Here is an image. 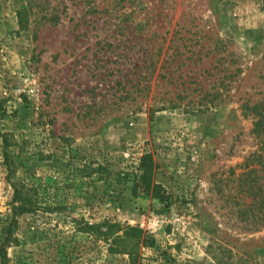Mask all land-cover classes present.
<instances>
[{
	"label": "rangeland",
	"instance_id": "1",
	"mask_svg": "<svg viewBox=\"0 0 264 264\" xmlns=\"http://www.w3.org/2000/svg\"><path fill=\"white\" fill-rule=\"evenodd\" d=\"M0 101V264H130L75 222L108 219L143 264H264V0H0Z\"/></svg>",
	"mask_w": 264,
	"mask_h": 264
},
{
	"label": "trees",
	"instance_id": "2",
	"mask_svg": "<svg viewBox=\"0 0 264 264\" xmlns=\"http://www.w3.org/2000/svg\"><path fill=\"white\" fill-rule=\"evenodd\" d=\"M3 104L0 101V119ZM252 113L256 119L253 132L257 137L264 134V105L255 106L251 108ZM6 144H7V140ZM7 159V156H6ZM8 168L10 166L8 165ZM159 165L155 159V154L151 151H146L140 158V164L137 173L133 175V191L135 195L143 193L161 201L167 200L166 192L162 184L157 182L156 175ZM240 168L244 169L242 174H250L257 171H264V140L258 149L250 154L248 158L241 164ZM246 170V171H245ZM10 168V175H11ZM13 174V173H12ZM25 191L29 189L23 188ZM262 189V187L260 188ZM23 190L16 186L14 194V202L22 201L20 204L14 205L13 211L16 214H24L32 209L30 201L23 203L22 198ZM261 208H264V199L258 201ZM246 213H254L255 208H251L253 203H244ZM255 207V206H254ZM13 216V217H14ZM12 217V220H13ZM264 220V211L262 215ZM78 231L95 237L96 239L104 242L110 254H125L129 258L130 264H143L144 250L146 248H153L156 245L155 238L149 234L147 230L139 225H130L128 223L122 224L118 221L104 220L99 223H91L86 221L75 220ZM11 227V226H10ZM11 239V235H7L4 247Z\"/></svg>",
	"mask_w": 264,
	"mask_h": 264
}]
</instances>
